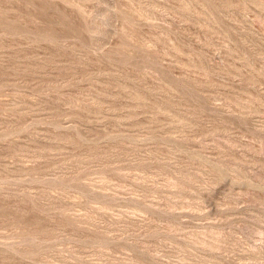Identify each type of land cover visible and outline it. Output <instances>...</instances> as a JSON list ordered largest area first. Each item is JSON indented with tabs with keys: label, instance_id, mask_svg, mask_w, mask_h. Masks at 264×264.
<instances>
[{
	"label": "rangeland",
	"instance_id": "1",
	"mask_svg": "<svg viewBox=\"0 0 264 264\" xmlns=\"http://www.w3.org/2000/svg\"><path fill=\"white\" fill-rule=\"evenodd\" d=\"M0 264H264V0H0Z\"/></svg>",
	"mask_w": 264,
	"mask_h": 264
}]
</instances>
